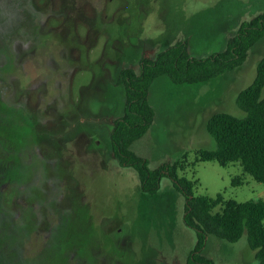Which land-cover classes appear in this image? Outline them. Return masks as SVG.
I'll use <instances>...</instances> for the list:
<instances>
[{"label":"rangeland","instance_id":"374dc122","mask_svg":"<svg viewBox=\"0 0 264 264\" xmlns=\"http://www.w3.org/2000/svg\"><path fill=\"white\" fill-rule=\"evenodd\" d=\"M263 10L264 0H0V264H185L196 236L183 219L184 197L165 176L158 195L144 196L136 171L112 151L125 102L118 71L138 70L141 57L181 39L193 56L223 50ZM262 56L264 36L241 65L208 81L155 78L154 121L130 145L151 168L185 153L193 195L221 196L214 213L229 199L264 197L238 161L196 153L215 146L211 114H245L236 97ZM69 101L85 113L60 142L49 134L66 128L56 108ZM10 208L17 217L5 215ZM202 252L212 264H257L246 234L234 242L210 235Z\"/></svg>","mask_w":264,"mask_h":264},{"label":"trees","instance_id":"16d2710c","mask_svg":"<svg viewBox=\"0 0 264 264\" xmlns=\"http://www.w3.org/2000/svg\"><path fill=\"white\" fill-rule=\"evenodd\" d=\"M262 36L264 10L242 21L237 31L228 37L223 50L193 56L187 40L181 39L165 45L152 57H141L139 70L126 66L118 72L117 83L124 88L125 102L123 113L113 120L110 132L112 151L123 165L136 171L144 196L158 195L160 181L165 176L184 197L183 219L194 229L196 236L185 264H212V259L202 252L208 236L234 242L244 234L249 247L255 250L257 264H264V197L245 201L229 199L224 201L221 213H214L213 208L221 202V196L211 199L205 195H193L197 180L183 174L187 166L185 153L172 162L151 168L147 159L132 151L130 145L154 121L156 112L149 100V90L155 78L166 75L176 84L208 81L241 65L248 50ZM263 87L264 56L257 63L254 79L236 97V105L245 114L237 116L227 111L211 114L206 121V130L215 146L198 148L196 153L201 160L238 161L246 172L264 185Z\"/></svg>","mask_w":264,"mask_h":264},{"label":"flooded vegetation","instance_id":"af4514ba","mask_svg":"<svg viewBox=\"0 0 264 264\" xmlns=\"http://www.w3.org/2000/svg\"><path fill=\"white\" fill-rule=\"evenodd\" d=\"M139 63H140V61H139ZM140 66V65H139ZM124 67H126V66H124ZM133 68V67H132ZM136 70V69H135ZM139 70V69H138ZM119 72V71H118ZM117 77H118V75H117ZM116 81H117V78H116ZM29 97V96H28ZM57 101V100H56ZM59 103H57V105H58ZM59 105H61V109H59V108H56V110L57 111H61V113H60V115H61V118L59 119V120H61V123H63V125H65L66 126V128H63L62 130V133L60 134V133H58V135H53V133H50L49 134V136H54V137H56V138H58L59 140H60V142H67L68 140H69V135H67L66 134V132H69L71 129L73 130V129H75V125H76V123L74 122V116L75 115H79V114H81V113H85V112H81V111H78L80 108H81V106H76L75 104H74V102H72V101H69L68 102V104L66 105L65 103H63V102H60V104ZM76 111H77V113H76ZM79 112V113H78ZM56 115V114H55ZM42 125V124H41ZM52 125H54V124H51V125H48V126H52ZM34 128H35V126H34ZM38 133V132H37ZM39 135V134H38ZM40 157H43V159H45L46 160V162H47V158H46V156L45 155H40ZM115 158L117 159V160H119V158L118 157H116L115 156ZM20 169L21 168H19V170H17V171H20ZM18 191H16V195H17V198H21L22 196L20 195V193H17ZM23 198V197H22ZM23 200L25 201V204H26V200H25V198H23ZM24 207V206H23ZM23 207H20L19 209H14V208H10V209H8V213L7 214H5V215H9V216H13V217H17L18 216V214L20 213V211H21V209L23 208ZM54 208H55V206L54 207H52L51 208V210H45V212H44V214H45V217H44V220H43V222H42V224H41V228L43 227V223H45L46 222V218H48L47 216H48V212L51 214V217L53 216V213H54ZM14 210H16V211H19V213L17 214H15L14 215ZM16 219V218H15ZM51 220H53V219H51ZM119 243V242H118ZM119 247H120V243H119ZM111 252V251H110ZM109 252V253H110ZM113 253H119V252H113ZM114 264V263H113Z\"/></svg>","mask_w":264,"mask_h":264}]
</instances>
